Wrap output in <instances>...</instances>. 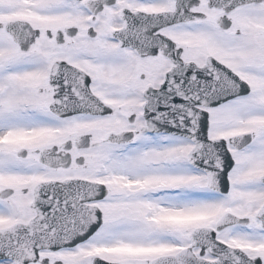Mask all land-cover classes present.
I'll use <instances>...</instances> for the list:
<instances>
[{
	"label": "snow or ice",
	"instance_id": "6c2138e0",
	"mask_svg": "<svg viewBox=\"0 0 264 264\" xmlns=\"http://www.w3.org/2000/svg\"><path fill=\"white\" fill-rule=\"evenodd\" d=\"M0 264H264V0H0Z\"/></svg>",
	"mask_w": 264,
	"mask_h": 264
}]
</instances>
